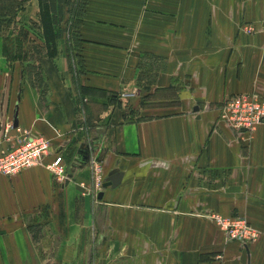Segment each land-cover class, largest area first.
Listing matches in <instances>:
<instances>
[{
    "label": "crops",
    "instance_id": "obj_1",
    "mask_svg": "<svg viewBox=\"0 0 264 264\" xmlns=\"http://www.w3.org/2000/svg\"><path fill=\"white\" fill-rule=\"evenodd\" d=\"M28 2L41 39L37 0ZM83 3L71 71L65 7L56 55L37 45L39 89L7 64L0 38V151L29 132L66 170L59 184L49 155L0 175V264H264V125L241 135L218 119L227 96L264 98V0ZM249 25L258 31L243 32ZM71 81L112 101L90 95L80 115ZM168 84L177 108L143 113V98ZM9 122L15 130L3 134ZM81 145L101 170L99 187L90 161L72 166ZM212 215L242 221L253 236L227 239Z\"/></svg>",
    "mask_w": 264,
    "mask_h": 264
},
{
    "label": "built area",
    "instance_id": "obj_2",
    "mask_svg": "<svg viewBox=\"0 0 264 264\" xmlns=\"http://www.w3.org/2000/svg\"><path fill=\"white\" fill-rule=\"evenodd\" d=\"M242 31L253 34L258 30L249 25L242 27ZM262 52L264 53V43ZM218 119L241 135L251 134L258 126L264 125V98L255 92L227 96L218 109ZM12 130H15V127L10 122L6 123L3 134ZM50 149V143L45 138L31 135L29 132H21L10 141L9 148L0 151V175L11 176L24 169L40 166L43 159L51 155V161L45 165V168L53 175L56 182L62 184L66 180L63 158L51 153ZM90 167L95 185L99 187L101 170L93 160L90 161ZM209 219L229 240L245 242L247 238L253 236L251 230L240 220L219 215H212Z\"/></svg>",
    "mask_w": 264,
    "mask_h": 264
},
{
    "label": "rangeland",
    "instance_id": "obj_3",
    "mask_svg": "<svg viewBox=\"0 0 264 264\" xmlns=\"http://www.w3.org/2000/svg\"><path fill=\"white\" fill-rule=\"evenodd\" d=\"M0 38H2V52L3 55L6 56L7 64L9 65H16L18 67L24 68L26 63H28V59L25 56V47L31 43H34L36 45H41L42 42L40 39V36L38 34L37 27L35 26V23L33 22V19L30 15V8H29V2L28 0L22 3L21 9L18 11H15L10 17L7 18H1L0 17ZM74 82V81H73ZM72 83L73 88V98L77 105V111L78 114H82V105L83 99L88 98L90 95L96 96L97 101L107 102L112 101L108 97V94L100 93L97 91H89L88 89H84L78 86H75V84ZM172 84V83H171ZM169 85L168 89H165L164 91H160L159 93L150 94L148 97L143 98V105L148 108V110H141L143 113H148L153 116L156 113H162L165 112L160 109L161 107H158L159 109L151 110V108H154L153 106L156 103L166 102L167 109H173L174 107L177 108V97L176 93L173 88H171ZM125 103V102H124ZM122 104L125 114H129V111H131L130 107H127V104ZM176 104V105H174ZM160 105V104H159ZM127 107V109H125ZM120 108V107H119ZM130 116V115H129ZM144 117V116H143ZM132 118V117H130ZM142 118V117H140ZM139 119V118H138ZM6 123L3 124V126ZM16 133V132H15ZM18 133V132H17ZM14 134V133H13ZM19 135V134H18ZM64 165V164H63ZM91 168V167H90ZM64 169V166H63ZM64 170V175H65ZM88 173V170H87ZM89 176H91V179L93 177L92 175V169L89 170ZM93 185V183H92ZM97 222V221H96Z\"/></svg>",
    "mask_w": 264,
    "mask_h": 264
},
{
    "label": "trees",
    "instance_id": "obj_4",
    "mask_svg": "<svg viewBox=\"0 0 264 264\" xmlns=\"http://www.w3.org/2000/svg\"><path fill=\"white\" fill-rule=\"evenodd\" d=\"M25 1L27 0H0V17H10L15 11L21 9L22 3ZM83 4V0H37V18L41 39L43 41V54L48 59L56 55L55 41L60 35L59 26L63 7L66 8L70 16V21L66 27L67 35H69V41H67L66 45V56L70 71L72 68L71 61L74 59L71 56L70 44L76 46V42L73 40L74 35L72 34V30L78 24L76 18L80 17ZM24 53L28 59V63L23 68V74L32 87L39 89L43 83L40 69L42 50L36 44H29L25 47Z\"/></svg>",
    "mask_w": 264,
    "mask_h": 264
},
{
    "label": "water",
    "instance_id": "obj_5",
    "mask_svg": "<svg viewBox=\"0 0 264 264\" xmlns=\"http://www.w3.org/2000/svg\"><path fill=\"white\" fill-rule=\"evenodd\" d=\"M89 153L90 149L89 147H86L84 145H81L78 149L74 159H73V168H82L89 162ZM67 178H70V175H68ZM118 178L111 179L110 181L102 183L101 187H114L117 183Z\"/></svg>",
    "mask_w": 264,
    "mask_h": 264
}]
</instances>
